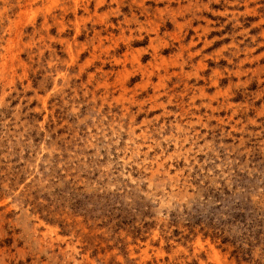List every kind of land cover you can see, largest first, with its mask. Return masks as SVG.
Listing matches in <instances>:
<instances>
[{
    "label": "rangeland",
    "instance_id": "rangeland-1",
    "mask_svg": "<svg viewBox=\"0 0 264 264\" xmlns=\"http://www.w3.org/2000/svg\"><path fill=\"white\" fill-rule=\"evenodd\" d=\"M0 264H264V0H0Z\"/></svg>",
    "mask_w": 264,
    "mask_h": 264
}]
</instances>
